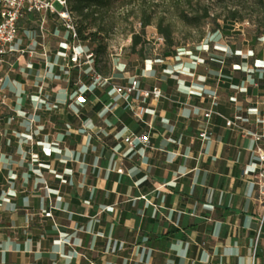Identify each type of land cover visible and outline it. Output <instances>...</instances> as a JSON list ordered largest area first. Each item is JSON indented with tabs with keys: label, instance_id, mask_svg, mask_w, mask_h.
Segmentation results:
<instances>
[{
	"label": "crops",
	"instance_id": "1",
	"mask_svg": "<svg viewBox=\"0 0 264 264\" xmlns=\"http://www.w3.org/2000/svg\"><path fill=\"white\" fill-rule=\"evenodd\" d=\"M17 27L2 66L0 264H264L253 184L264 140L251 136L264 134L263 52L216 55L208 72L199 47L155 60L158 71L145 60L139 76L118 63L116 82L165 96L140 122L110 86L90 85L88 66L66 67L60 20L25 14ZM128 131H149L150 148L126 145Z\"/></svg>",
	"mask_w": 264,
	"mask_h": 264
},
{
	"label": "rangeland",
	"instance_id": "2",
	"mask_svg": "<svg viewBox=\"0 0 264 264\" xmlns=\"http://www.w3.org/2000/svg\"><path fill=\"white\" fill-rule=\"evenodd\" d=\"M255 3L254 0H193L192 6L181 7V9L187 11L190 16H193L194 12L200 16L203 8L209 11V19L197 27L185 24L176 16V6L172 0L112 1L105 8L95 9V12H92L86 21H82L81 17L72 11V20L75 28L81 29L84 36L92 34L93 38L97 40V42H80L82 45L88 46L90 52H93L98 45L104 48V52L98 53L97 58L95 55L93 56L92 67L94 70L95 63L98 62L96 64L98 68L102 69V66L106 64L110 67L112 74L116 72L115 66L122 62L127 67L129 75L139 76V70L145 60H151V63H154L155 60L164 59V52L167 50L182 55L179 54L181 49L193 53L199 47L200 59L208 62L204 64L203 70L208 72L217 67L216 63H212L213 59H216V55L226 61L228 51L231 53L239 51L243 57H249L252 53L255 56L258 53H264V34L258 33L260 24L264 23V15L260 8L255 7ZM69 5L71 7V3ZM55 7L57 10H61V7L56 3ZM230 9H237L244 20L238 23L223 24L227 11ZM90 11L89 9L87 12ZM145 18H150V25L141 34V23ZM161 18L172 29L173 45L170 48H167L164 41L157 40L161 36L157 32L156 25ZM215 18L220 27H217L213 22ZM134 34H141L142 41L141 45L132 51L131 38ZM214 42L222 45L224 51L213 50ZM168 61L174 62L175 59H168ZM157 65L158 63H154L155 69L158 71ZM256 65L264 70V63L256 62ZM247 68H252L251 62L247 64ZM111 74L107 78H111ZM112 82L119 84L113 78ZM76 101L80 102L78 98ZM4 102L5 95L0 94V105H3ZM30 145L33 144L30 143ZM33 158L30 157V164H34L35 159Z\"/></svg>",
	"mask_w": 264,
	"mask_h": 264
},
{
	"label": "built area",
	"instance_id": "3",
	"mask_svg": "<svg viewBox=\"0 0 264 264\" xmlns=\"http://www.w3.org/2000/svg\"><path fill=\"white\" fill-rule=\"evenodd\" d=\"M55 3L61 7V10H57ZM32 13H45L56 17L61 21L62 26L71 33L72 43L66 46L68 52L66 67L82 69L83 66H88L90 69V85L94 88H102L110 86L114 96L119 97L129 108L132 115L140 122L144 115V108L142 107L147 101L161 100L165 98L163 92L159 87L152 88H140L139 79L137 77H131L125 84H115L112 82V78H107L97 73L93 67V52L83 49L82 44L77 38L75 26L72 20V14L69 10L67 0H0V94L2 93L3 76L2 66L4 64V58L7 53L12 52V46L15 44L18 36V21L25 14ZM44 20H42V26H44ZM41 26L40 30L43 31ZM158 41L163 42L162 37L157 38ZM19 53H23V50H17ZM30 54H34V51H30ZM87 90V88H85ZM82 93V92H81ZM212 101H215L216 97H211ZM214 105L215 102H212ZM214 112L207 110L204 114L206 118H209ZM218 115V114H217ZM31 125L34 123V119L31 118ZM225 125L227 128L242 130L236 120H226ZM150 130L151 128L148 127ZM207 136V132L200 133V137L204 139ZM255 142L264 140L263 133L251 134ZM123 142L131 148H135L140 145L143 148H150V135L149 131L142 136L135 134L132 131H128L123 137ZM257 157L259 160L258 173L253 180V184L256 187L257 198L264 209V152L257 147Z\"/></svg>",
	"mask_w": 264,
	"mask_h": 264
},
{
	"label": "trees",
	"instance_id": "4",
	"mask_svg": "<svg viewBox=\"0 0 264 264\" xmlns=\"http://www.w3.org/2000/svg\"><path fill=\"white\" fill-rule=\"evenodd\" d=\"M112 1H120V0H67L69 10L72 14V11H74L78 16L81 17L82 21L88 20V18L91 16V13L95 12V9L105 8L109 5ZM255 7L260 8L262 14L264 15V0H254ZM173 4L176 6V16L183 21L185 24L197 27L199 26L203 21H206L209 19V11L206 8H203L202 14L199 16L198 13L194 12L193 16H190L187 11L184 9H181V7H190L192 6L193 0H172ZM71 3V7L69 5ZM254 5V4H253ZM180 7V8H179ZM72 9V10H71ZM91 10L90 12H87L88 10ZM94 9V10H92ZM244 20L243 16L239 15V12L237 9H230L227 11V14L223 20V24H227L229 22L238 23L242 22ZM1 22V18H0ZM215 25L217 27H220L219 24H217V19L215 18L213 20ZM150 25V18H145V20L141 23V34L144 33V29ZM75 26V25H74ZM158 34L163 38L164 43L166 44L167 48L172 47V29L169 24L164 23V19L161 18L159 22L156 25ZM219 29V28H218ZM260 31L259 34H264V23L260 24L259 27ZM77 38L80 42H97L96 39H94L91 34V36H84L81 29H76ZM141 34H134L131 38V50L135 51V49L141 45ZM141 51V50H140ZM104 52V48L100 45L96 47L95 50H93V54L95 55V58H97L98 53ZM176 55V52L167 50L164 52V56H171ZM96 61V60H95ZM95 63V71H97L99 74H101L104 77H108L111 74L110 67L106 66L104 64L101 68H98Z\"/></svg>",
	"mask_w": 264,
	"mask_h": 264
}]
</instances>
